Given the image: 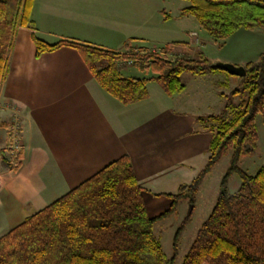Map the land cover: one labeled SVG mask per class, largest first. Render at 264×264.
<instances>
[{"label":"crops","instance_id":"1","mask_svg":"<svg viewBox=\"0 0 264 264\" xmlns=\"http://www.w3.org/2000/svg\"><path fill=\"white\" fill-rule=\"evenodd\" d=\"M161 6L160 0H34L31 26L16 30L0 87V150L10 145L17 120L23 156L16 173L0 169V237L124 155L150 218L166 212L171 196L203 169L211 139L204 119L223 112L241 78L220 70L189 74L184 90L173 96L152 81L144 100L122 105L101 89L76 49L35 57L32 33L48 44L64 41L120 54L126 45L167 50L169 38L192 28L171 25ZM155 42L158 47L150 49ZM213 43V61L244 67L264 51V33L241 29ZM182 201L187 203L181 200L176 211Z\"/></svg>","mask_w":264,"mask_h":264},{"label":"trees","instance_id":"2","mask_svg":"<svg viewBox=\"0 0 264 264\" xmlns=\"http://www.w3.org/2000/svg\"><path fill=\"white\" fill-rule=\"evenodd\" d=\"M186 3L180 17L191 16L215 42H224L238 30L264 33V0H182ZM34 0H0V87L5 79L8 53L16 30L31 26ZM35 57L61 47L76 49L98 85L122 105L147 97L149 82L173 96L185 86L181 75L198 76L210 71L202 53L196 59L168 58L169 47L156 53L143 48L126 53L92 48L71 42L48 44L32 33ZM119 61L131 63L140 72L159 73L150 78L124 77ZM241 86L230 96L245 94L234 111L226 103L219 115L204 120L211 123L208 159L188 185L171 196L169 209L148 217L142 188L127 155L115 160L79 186L26 218L0 237V264H173L178 237L188 222L186 217L173 237V254L166 259L153 226L173 215L181 200L195 204V195L216 163L230 152L229 166L219 184V195L209 215L199 227L182 264H264V164L248 175L239 162L254 155L257 147L258 115L264 123V51L255 62L244 66ZM229 110V118L224 115ZM11 142V134L8 135ZM2 165L16 173L22 164V151L9 146L0 150ZM240 179L238 190L227 193L231 174Z\"/></svg>","mask_w":264,"mask_h":264},{"label":"rangeland","instance_id":"3","mask_svg":"<svg viewBox=\"0 0 264 264\" xmlns=\"http://www.w3.org/2000/svg\"><path fill=\"white\" fill-rule=\"evenodd\" d=\"M160 2L162 5V9H164L166 14H168L171 18V25L185 24L186 28H192L191 30H186L185 33H178L177 36L169 38L173 39V42H167L171 50L173 52L179 53V55H184L182 57L186 59H196L197 54L202 53L210 63L219 62L212 60L217 55V46H215L213 43L214 41L210 37H208L201 28L197 26L195 19H193V17L191 16H186L182 19H179L180 9L186 6V3L182 0H160ZM191 31L196 33L195 37L188 36V32ZM156 43L157 42H155L154 44H149L148 47L150 49H152L153 47H158L156 46L158 45ZM163 44L164 43L162 42L161 45ZM158 52L154 53L158 54ZM118 65L119 67H121L119 70L121 75L124 77L149 78L156 75V73L152 70L138 72L135 67H130L131 63H128L126 61H119ZM188 76H190L189 73H183L181 75V80L183 82L187 81ZM229 97L232 99L229 102L228 107H233L232 111H234L237 102L244 100L246 98V95L239 94L235 97ZM228 112L229 110L227 111V113ZM18 122L19 121L17 120L13 122L11 131L15 129L14 127ZM208 124H210V126L213 125H211L210 122H208ZM255 124L257 128L258 140L254 155L248 158H244L239 162L240 169L251 176L254 175L264 164V123L260 115L256 117ZM229 159L230 152L225 154L206 176L195 195V204L193 205V207L190 206L187 199H185L188 204L185 201H182L183 203L181 207H179L178 211H175V213L169 218L154 224V236L160 243L166 259L169 260L173 254V237L183 220L189 216L188 222L183 227L178 237V251L173 264H182L184 256L186 255L191 243L193 242L199 227L202 225L203 221L206 219L211 209L213 208L215 201L219 195V184L229 166ZM1 160L2 158L0 156V169H3L4 166L2 165ZM240 183L241 182L238 175L235 173L231 174L227 181V193L233 195L238 190Z\"/></svg>","mask_w":264,"mask_h":264},{"label":"water","instance_id":"4","mask_svg":"<svg viewBox=\"0 0 264 264\" xmlns=\"http://www.w3.org/2000/svg\"><path fill=\"white\" fill-rule=\"evenodd\" d=\"M210 68L217 69L227 73L228 75L243 78L246 74L243 66H235L229 63L213 62L210 64Z\"/></svg>","mask_w":264,"mask_h":264},{"label":"built area","instance_id":"5","mask_svg":"<svg viewBox=\"0 0 264 264\" xmlns=\"http://www.w3.org/2000/svg\"><path fill=\"white\" fill-rule=\"evenodd\" d=\"M15 129H13L12 134H11V150L13 152H17L21 149V144H20V140H19V125L17 123V125L14 127Z\"/></svg>","mask_w":264,"mask_h":264}]
</instances>
